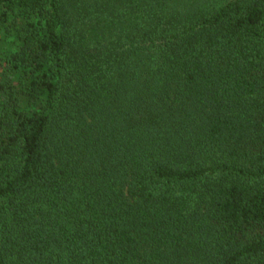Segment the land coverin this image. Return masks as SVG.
Returning <instances> with one entry per match:
<instances>
[{
    "label": "trees",
    "instance_id": "1",
    "mask_svg": "<svg viewBox=\"0 0 264 264\" xmlns=\"http://www.w3.org/2000/svg\"><path fill=\"white\" fill-rule=\"evenodd\" d=\"M0 264H264V0H0Z\"/></svg>",
    "mask_w": 264,
    "mask_h": 264
}]
</instances>
